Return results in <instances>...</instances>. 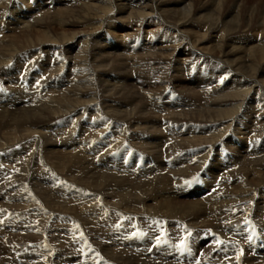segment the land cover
Here are the masks:
<instances>
[{
  "label": "bare ground",
  "instance_id": "1",
  "mask_svg": "<svg viewBox=\"0 0 264 264\" xmlns=\"http://www.w3.org/2000/svg\"><path fill=\"white\" fill-rule=\"evenodd\" d=\"M23 1L24 0H18L20 4ZM69 1L72 2V0H59V2L64 3V4ZM79 1L80 2L78 4L80 7V10H83L85 13L84 16L82 17L83 22H86V23L87 22L92 23V21H96L98 19H100L101 22L105 23V21L108 19V16H106V13L111 10L110 6H112L115 9L114 11L115 13H113V15L117 14V12L119 11H125L130 8H138V10L135 11L134 17L142 18V20L145 22H149L150 20H153L156 23L163 21V23H161L162 27L160 26V28H165L169 32V34H167L165 37L166 42L169 43L173 39H175L177 42L175 45L176 47L182 45L181 40L180 39L178 40L177 38L178 34L181 35V39H184V38L190 39L193 36L196 37L198 34L197 31L196 32L194 31L195 34L197 33L196 35L195 34L192 35L191 32L189 33L185 31L186 24H189L188 21L193 20L191 17L194 14V12H192V3L189 0H79ZM233 1H236V0H233ZM14 2L17 3V1L15 0ZM169 2L171 5H175V6L173 7L170 6L171 8L167 7ZM4 3H5V0H0V10L2 9V5H4ZM194 7L197 11L198 9L196 8V6ZM232 9H233L232 12H229L228 15H225L224 13V15H222L221 17L219 16L218 17L216 16L217 18L215 17L216 21L213 24H216V26H218V27H215L217 29L216 30L217 32L215 31L217 44H216V47L214 46L212 48V50L209 49L208 51L209 53H207V51L205 52L203 49H198L196 52L197 54L191 55V57L196 58V59L183 60V62H180L178 60L180 63V67L178 68L173 67L171 69L169 68L172 67V65H174L175 57L174 56L172 57L170 54L164 55L162 53V55L159 58L155 59L156 61H159V64L163 65V67L156 68L157 72H153L149 70V65H145L147 64L146 61L142 63L141 59L134 60L136 64L131 63V65L136 66L135 70L139 77L136 80L134 79L135 83H133V85L131 86L138 87L139 88V89L137 88L138 91H140L142 95H144L146 98H148L149 101H151L149 105L153 104L154 109H156L155 106L160 104L159 102H156V99H155V97L157 96V93L147 94L148 92H146V90L144 89H147L149 86H151L152 82L156 83L158 82V80H164L166 77L165 75H167L166 79L170 80L174 77L172 74L176 70H180V72L183 73V71L181 70L182 67L188 68L187 69L188 77L190 78L193 77L191 82L193 83V86L195 88H198L200 90V93H199V90L197 89H195L197 90V92L191 90V92H188L190 95H187L186 100H188L189 98H191V100L193 98L194 99H197L200 97L202 98L200 100H195L193 104H190V105H193L192 107H194V110L191 109V114H189L190 111H188L187 114L183 113L182 116L177 114L175 117L169 118V119H172L169 121H172L173 124H177V125L180 124L179 126L181 125L183 126L184 121L181 120V117L185 118L187 116H192V118L189 119L190 121L185 123L187 125L184 127H180L179 130H176L175 126L172 125V129L176 131L174 136L176 138L180 137L179 141H181L180 144L178 145L174 144L171 147V148H174L173 150L172 149L170 151L168 149L166 150L169 152V153L167 152V154L168 155L171 154L172 155L171 157H173V160L170 163L171 167L176 168L175 170H173L174 171L173 175L175 176L176 180L174 179L175 181L173 180L172 184L176 186V189L177 187H179L177 191L179 190L181 191V189H183L184 186L188 182H190V180H192L196 175H198L200 171H201L200 175L202 176H205V172L209 171L211 174H213L215 178L211 180L212 182H210V179H208V186L210 188H212L213 186H214L213 188H216V186H219L220 188H223L222 190L225 189V191L218 192L212 196L203 198L200 201V203L204 208H201L199 204H196L197 206L193 205L191 206V208L187 207L186 210L188 211L190 210V213H187V212H183L184 210L181 211V208H179L180 204H177L176 202L174 203L172 200H165V202L159 203L157 204V206L153 205L154 206L153 207L150 204H144L148 200V197L146 195H143L142 197L138 198L139 201H142L141 203H139L137 199L135 201L129 196V192H132L135 189L138 190L137 188H134V186L132 188L130 187L125 188L123 185L124 183L122 184L121 181L117 180L114 177H110L109 175L106 176V174L102 176H98L96 178L94 177L92 179L93 182L88 181L91 186L89 185L84 186L85 184L81 182L82 180H78L77 177H74V176L73 178L69 177L68 180H64V178H59L60 181L64 182V184L62 185H59L57 187L55 186L57 188V191L62 192L61 193L62 195H60V200L57 199L56 197H53L52 199H50V196H48V198L46 199L41 198L38 200V202H34L32 198L28 196L21 197L22 196L21 195V196H18V198H15L16 207H14L13 209H16V210L10 212L9 211L10 209H7L4 212V216H7V214L10 213V216H11L10 218L13 219L14 222L17 220H20L17 222V224H15L16 222L14 224L16 225L17 228L21 229V231H28V232H31L37 235V238L35 239V241H33L32 239H28L30 240L31 244L34 242L33 246H29L30 244H27L26 240L24 241L23 237L20 238L18 236V241H19L17 243L18 245L21 244L24 246L23 248L25 249L27 248V250L35 251L33 252V254H35V258L38 260H42V261L47 260L46 261L47 263L50 262L53 258H55V259H58L59 262H63L64 264H86V263L92 264V262L96 264L97 261L94 258L91 259V256L95 257L97 255L96 246H97V242L99 241L100 233L102 232L103 227L100 226L101 224H99L96 227L94 225L93 220H91V223H89L87 220V216H89L92 219H95V221L96 220L100 221L99 218H102L103 220L102 222H107L105 223L107 224L105 226H108L109 224H111L109 228L113 229L115 236H116V238H111L112 239L111 244H117V245H125V242L130 241L129 237L125 238V240H121L119 239V236L117 235L121 234V232L127 233L128 231H130L131 229L129 227L130 225H132V222H133L132 220L135 217H137L140 222H144L143 225H145V228L147 227L150 231V232H146L147 235H149L150 237L154 234L156 230V226L159 225L160 223L158 222L159 218L160 220L162 218H168V220L171 221L169 222V225L175 226L174 227L175 233L182 232L181 225H180L181 223L177 221L178 219H181V220L188 219L189 222H192L194 220L205 219L207 217V218H213L214 221H218L220 225L217 226V229H222V232L226 231V233L232 234V232L230 231L240 230L243 235L248 230V228H246L248 226H244L246 222V218L248 219V216L253 215L256 218L258 217L260 221L261 219H263L262 214L264 212V141L261 142L262 144L260 146L256 143L257 142L256 141V142H252L250 145L244 148L243 146L244 142L242 141L243 138L241 137L247 136L249 134L253 138H256V136L261 137V135H264V79H260V76L263 75L262 72H264V70L263 69L259 70V66H257L259 61H261L264 58V41L259 43L258 46L253 45L254 48H253L252 53L250 54L247 53V55H243V56L236 55L234 51L243 52L240 50H245V45H243L242 47H237L236 45L235 47H233L234 49L230 48V46L228 45V43L230 42L229 41L230 39L228 36H230V32L233 30L232 29L229 30L227 27L225 28L224 25L227 22H225L226 20H223V19H229V22L234 21L235 15L238 16L237 13L239 9L237 6H235ZM24 14L25 15L22 16L20 19L23 21L22 23L27 22V21H29L27 23H31L32 21L30 20L33 18V16L31 15V13H29V10H27V13H24ZM61 16H64V17H61ZM193 17L194 19L200 20L202 22L209 20L208 23H210V21H212L214 18L212 17L210 13L208 15L207 14L206 15H193ZM101 18L103 19L101 20ZM68 19H69V14L60 15V18L57 21L59 22L60 25H62V27L60 28H65L67 24H70ZM124 19H127V18H124ZM249 19L250 18H248V20ZM20 20H18L17 22L21 23ZM33 21L39 22L42 26L39 24L40 27L37 30L34 28L32 30L27 29L24 32H21L22 33L21 35L16 36V37L14 36L15 38L12 39L13 42L10 43V46L7 44V46L4 45L5 47L0 49V68L7 65L11 59L12 60L14 59V57L16 56L18 57L19 54L21 53L25 54L23 50L30 49L32 47L39 46V44H42V46L39 47L38 50L43 49V48L48 49V50L50 49L51 52L47 51L46 53L53 54V55L57 54L58 56H52L54 57L56 61H58L59 59L63 60L62 62L58 64L56 70L60 71L62 69L61 67H63V70L65 71L67 70V68L70 67L71 71L74 72L72 75H74V78H76L77 82H75L73 85L72 84L66 85L64 89L62 87L56 89L55 86L52 85L48 90L44 88V89H41L42 91L39 90L35 94L34 92L32 94L31 92L21 91L19 94V97L17 98L14 97L16 99L17 104L24 103L27 99L28 101L25 102L26 105L24 104V106H20L17 109L16 114L19 112L18 116L16 114H15L16 116H13V113H10L11 118L8 117L6 121L0 120V122L3 123L6 126L5 128H8L9 131L11 130L18 131L20 127V129L23 132L21 131L22 133L20 134V136L19 135L16 136L17 133H12L10 136L13 135V137L8 140L7 139L3 140L0 136V143H2L1 148L5 146H12L11 148H13L14 146L15 147L23 146L26 149V152L29 153L27 159H31L35 151L39 152L43 148L42 145L44 146V140L46 139L44 138L45 136L43 134L45 132V134L47 133L46 135H49L52 138V140L53 138L57 139V145H58V147L56 145L57 149L61 148L63 151L67 149L72 150L69 153L73 155L77 154V152L80 153V155H85L84 154L85 151H88V152L91 151L93 154V157L94 156L96 157V155L99 156L102 154V153L100 154V152L103 151L102 150L103 148L101 146H98L97 143H95V141H92L94 143L93 145H91L92 143L88 144L89 143L88 141H86L85 143V141H81L80 139L76 138V135L74 134L75 132H69L72 130L65 129L66 127H64L65 122L67 123L72 122V124L74 123L75 126L76 125L78 126V124H76L78 119L71 120L72 117L67 119V116L71 114H73L74 116L77 113H81L84 111L90 112L94 116L90 118V120L95 125L94 127L101 128L104 123L106 124L107 128L105 130H100L99 136L109 129H112L114 131L113 137L110 135L109 137L106 136L107 138L105 139H101V137L97 138L99 140L97 142L102 141L100 143L105 148L109 146L110 143H116V145L114 144V148L112 150H104L103 152L104 155L99 157L98 159L99 160L98 163H100V165H103V167L105 168L104 172L107 171L108 173L109 172L118 173L119 169L122 168L123 164L121 162H118L120 160L117 159L116 157H112V154L114 150L117 152L116 155H118L120 152L124 153L123 149H120V148L123 143L129 144V139L126 140V138H127V135L131 136L130 132L133 133V138L135 139V141L137 140V142L139 143V147L142 148V150L143 149L147 150L148 148L147 146L151 147V145H153L152 140H159L163 142V140L157 137V135L155 138H153L154 137L153 134L147 130L148 128L147 126L148 124H150V122L153 123V126L156 123L153 120L143 121L145 119L152 118L153 116L150 117V115H148V113L143 110L141 112V109L140 110L137 109V108H140V105H136L135 103L130 102L132 98L134 99L136 97V93H135L136 91L132 88H128V89H125L123 87L120 88V86L124 84V82H128L132 80L131 78L120 76L121 73L125 72V70H123V67L121 66L120 60L114 61L113 64L111 65H105L104 63L107 62L108 60L107 61L104 60V58H102L101 56L102 54L96 51L97 50L96 45L95 46L92 45L88 50V47L90 44L88 45V40L86 38H81V40L78 41L79 44L81 45L80 50L77 49V51H73L74 50L73 40L78 35H80L79 33L74 32V33L65 34L64 32H62L60 37L55 39V37L52 38L50 34L48 35L47 32L45 33V31H41L43 27H46L47 25L49 26L48 21L46 22V20H43V22H40L37 20V18H35ZM236 23H238V21ZM261 23H264V16L262 18ZM90 25L91 26L94 25V27L95 25L96 27L99 26V25L97 26V24H90ZM210 25L211 26H210V29L208 30V33L206 35L204 34V36L199 35L200 38L198 37V40L203 42L205 38L207 40H209L210 38H213L214 35L212 33L214 30V26L212 24ZM67 27H69V25ZM182 30L185 32H182ZM235 31L236 29H234V32ZM257 32H260V30ZM219 42L220 44L218 45ZM201 46L203 45L201 44ZM64 48H67V49L69 48V51H72L75 54L73 56H70L66 52L61 53L57 51L59 49H64ZM163 49H168V48L167 46H165ZM178 50H175L174 52ZM216 50L220 55L218 56L212 55L213 56L212 60L205 62L204 59H207L209 54L211 56L213 51L216 52ZM231 53L232 54L234 53L236 57L234 56V54L232 56H228ZM158 54L159 53H157V55ZM169 55L170 57H168ZM187 59H189V57ZM200 59H202V62L198 64ZM90 60H93L94 63H97L94 66V69H92V71L89 69V66L91 65L90 63H93ZM95 60H98V62ZM101 61H104V63ZM226 69H228L232 75L225 77L226 81L223 83L222 86H217L216 81L222 75L225 74ZM1 70L2 69H0V71ZM56 70H53L50 72L49 78L53 76V73ZM13 71L14 70H12V72ZM91 72H93L92 75L101 77L99 80L103 81V83L106 81L109 84L112 83V86L114 85L117 86L116 88L113 89L112 87H108V85H103V90H104L103 99L105 100V103L107 102V105H108V102H110V98H113L116 100L114 102H111L112 103L111 105H108V106L106 105L107 106L106 109H104L105 107L103 105L105 103L99 99V97L97 96L95 92L96 88L94 89V86H93L94 76L90 77L89 75V73ZM66 76L70 77L69 75H66ZM63 79L64 78H60L59 81H62ZM82 81H84L82 83L83 86L80 84ZM145 86H147V88H144ZM5 96H6V93H4V91L3 92L0 91V100H2L1 98ZM162 96L163 95L161 94L157 98L159 100H162V99L164 100L165 98L164 97L162 98ZM21 98H23L25 101H21ZM5 100H6V97H5ZM179 100L181 99L178 98L175 101H179ZM186 100H181L182 102H174L173 108L178 105L186 106L185 105ZM201 102H203V104H201ZM5 103H7V105H10V106L12 105V101L11 102L6 101ZM5 103L4 105L7 106ZM99 104H100V108L103 110L97 109V106H99ZM1 106H3V104ZM162 107L163 106L158 105V109ZM111 109H114V113L109 114ZM173 110L174 109H172V111ZM195 110L199 114H200L199 111L204 110L206 114H200V115L198 114V116H196L194 114ZM168 113L169 112H167L166 115H168ZM82 117L83 116H81L80 118L82 119ZM138 125H141L143 128L136 129L137 128L136 126ZM145 126L147 128H144ZM241 130L243 131L242 133L239 132ZM49 131L51 132L49 133ZM234 134L241 136V137L240 138L238 137L236 139ZM106 139H109V140H106ZM234 139H236L235 148L234 149L231 148L232 150L226 149L224 145H227L228 147H230V145L234 144L233 142ZM34 145L35 147L37 146L38 147L34 149ZM46 145H48L49 149H52L56 152L57 149H54L55 147L53 148L54 145L51 144L50 141H47ZM84 145L88 146V150L77 151V152L75 151L77 149L79 150L83 149ZM45 151H49L47 147L45 148ZM214 151H216L217 153L215 154ZM236 152L238 155H236ZM39 153H41V151ZM144 153L147 154V152H143V154ZM56 159H60V158H56ZM68 159H70L69 164H68L69 167L76 168V164H77L76 157L68 158ZM55 160L53 161L51 160V161L54 162ZM79 160L83 161L85 159H79ZM115 160L116 162L119 163V165L118 163L115 164L114 162ZM207 160H209V163L207 166H205L207 164L206 163ZM9 161L12 162L11 159H9ZM62 162H64V160H62ZM145 163L143 162V164ZM57 164L59 166V163ZM70 165H73V166H70ZM149 167L150 166H148V168ZM64 170H59L57 166L47 165L39 169L38 172H40L41 174L45 176L47 173L52 171L53 173L50 174V177H58L59 175H62V174L64 175L67 172V170L69 171V169H66L65 171ZM63 171L65 173H63ZM87 173H93V172L89 171ZM105 180H107L108 182H105ZM109 180H112V181H109ZM197 180L198 179L195 178L193 181H197ZM218 180L220 181V183L217 182ZM204 182H207V181L204 180ZM193 183L195 184V182ZM98 190L101 192H99ZM86 194H89L88 197L86 196ZM78 198H81L83 200L79 201ZM54 200H58V202L56 201L57 204L48 203V201H54ZM115 200H117V203H114ZM149 201H150V198H149ZM191 201H193V199ZM176 204L179 205V207ZM183 204L185 206V203ZM76 207H78L80 210L79 213L77 214L75 213V210H73ZM93 213L96 215H94ZM201 213H202V216L199 218L198 215H201ZM17 215H19V219H17ZM58 218H63L62 221L64 222L70 221L71 224L69 225L59 224V226H57ZM228 221H230L232 225H228L229 224ZM253 221L251 222L253 223ZM225 224H227L229 227L226 226ZM258 225L260 226V227L258 226L259 229L262 230V227H261L262 224L260 225L258 223ZM68 226H71L70 230L67 228ZM225 226L227 229H225ZM243 226L245 228H243ZM126 227L128 230L126 229ZM256 227H253V229ZM188 228H193V226L189 225ZM125 229L127 230V232ZM63 233H66L67 235H69V237H72V238L70 239L67 235H64L62 237L61 235ZM156 235H157V232H156ZM135 237L138 238V236H135ZM150 239L151 238L148 237L146 239L145 244L143 243L138 244L139 241L137 242L133 238H132V242L137 244V246H135L137 247V249L143 246L145 247L146 245V250H147V248L151 244ZM149 240L150 242H148ZM94 241H95L96 246L93 244ZM62 243H64L65 245H67L68 248L73 250L72 254L70 251L64 253L58 250V249H61ZM53 245L54 247L52 248ZM231 245L225 244L224 246L227 248H231V249L235 248L238 251V247L234 243ZM158 248H161L159 250L162 252L164 256L162 261H164L165 263L168 262V260H169V263H172V262H175V258L178 259V257H176L178 255L173 249L172 250L168 249V252H166L164 251L166 249L162 250V247H158ZM147 251H145V255L152 257V255H149L151 254V252L149 251L147 253ZM113 252H115V250ZM143 254L138 253V256H142ZM65 256H67V258ZM235 263L237 264V261Z\"/></svg>",
  "mask_w": 264,
  "mask_h": 264
},
{
  "label": "rangeland",
  "instance_id": "2",
  "mask_svg": "<svg viewBox=\"0 0 264 264\" xmlns=\"http://www.w3.org/2000/svg\"><path fill=\"white\" fill-rule=\"evenodd\" d=\"M15 1H17L18 4L16 2H14V0H7V1L5 0V3H4V5H2V9L0 10V13H1L0 14V49L4 48L5 47L4 45L7 46V44L10 46V43L13 42L12 39H14L16 36L21 35L22 34L21 32H24L27 29L32 30L34 28L37 30L40 27L39 26L40 23L33 21L35 18H37V20L40 22H43V20H46V22L47 21L49 22L48 23L49 26L47 25L46 27H43V28L41 27L42 28L41 31H45V33L47 32V34L48 35L50 34V36L52 38H54V37H55V39L59 38L60 35L62 34V32H64L65 34L74 33V32L79 33L80 35H78L73 40V43H74V48H73L74 50L73 51H77V49L80 50L81 45L79 44L78 41H80L81 38H86L88 40V45L90 44L88 47V50L92 45H94V46L96 45V47H97L96 51H98V53L102 54L101 56H102V58H104V60H106V61L108 60L105 63H104V61H101L105 65H111L116 60L121 61V66L123 67V70H125L126 73L123 72L120 74V76L131 78L132 80L128 81V82H124L125 85L122 84L120 86V88H122V87L125 89L132 88L136 91L135 92L136 97L134 99L132 98L130 100V102L135 103L136 105H140V108H137V109H139V110L141 109V112L143 110V111L147 112L148 115H150V117L153 116L152 118H148V119H145L143 121L153 120L156 123V124H154L155 127L153 126V123L150 122V124H148V126H147L149 129L146 126L144 128H147V130L153 134V136H154L153 138H155L157 135V137L162 139L163 142L159 141V140H152V142H153L152 143L153 145H151L152 148L150 146H147L148 147L147 150H145V149L142 150V148L139 147V143L137 142V140L135 141V139L133 138V133L130 132L131 136L127 135V138H126V140L129 139V144L123 143L121 148H120V149H123L124 153L120 152L118 155H116L117 152L114 150L113 154H112V157H116L117 159L120 160L118 162H121L123 164L122 168H120L118 171L119 174L118 173H110V172L108 173L107 171L104 172L105 168L103 167V165H100V163H98L99 157L104 155V153H103L104 150H112L114 148V144L116 145V143H110L109 146H107L108 147V149H107V147L105 148L100 143L102 141L97 142V141H99L97 138L101 137V139H105V138L109 137L110 135L113 137L114 131L112 129H109L99 136L100 130H105L107 128V126L104 123L101 128L100 127L99 128L94 127L95 125L90 120V118L94 117V116L90 112H87V111L77 113L74 116H73V114L68 115L67 119L71 118V117H72L71 120L78 119V121L76 122V124H78V126L77 125L75 126V124L74 123L72 124V122L71 123L65 122L64 127H66L65 129L72 130L69 132H75L74 134L76 135V138L80 139L81 141H85V143H86V141H88L89 142L88 144L92 143L91 145H93L94 143L92 141H95V143H97L98 146H101L103 148L102 149L103 151L100 152V154L101 153L102 154L99 156L96 155V157L95 156L93 157V154L91 151L90 152L85 151V153L83 152L85 155H80V153L77 152V151L88 150L87 145L86 146L84 145V148L81 150H79V149L75 150L77 152V154H74V155L69 153L72 150L67 149V150L63 151L61 148L57 149L56 148L57 139L53 138V140H52V138L49 135H46L47 133L45 134L44 131H43L44 132L43 134L45 136L44 138H46V139L44 140V146L42 145L43 148L40 150L41 153H39L40 151L36 152L34 150L35 152L32 155L31 159H27L29 153L26 152V149L23 146L22 147L21 146H18V147L14 146L13 148H11L12 146H5L6 148L5 147L1 148L2 143H0V155L2 156V157L0 156V260H1L0 264H13V263L16 264V262H17V264H43V263L44 264H52V263L53 264H64L63 262H59V260L55 259V258H53L51 260L52 262L50 261L51 263L50 262L47 263L46 262L47 260H44V261L38 260L35 258V254H33V252H35V251L27 250V248L26 249L23 248L24 246L21 244L18 245L17 244L19 242L18 236L20 238L23 237L24 241L26 240V243L30 244L29 246H33L34 242L31 244L30 240H28V239H32L33 241H35V239L37 238V235L33 234L31 232H28V231H21V229L17 228L15 224H17V222L20 220L15 221L16 222L15 223L14 220L10 218L11 217L10 213L7 214L6 219H5L6 216H4V212L7 209H10L9 210L10 212L16 210V209H13L14 207H16L15 198H18V196H21V195H22L21 197H27L28 196V197L32 198V200L34 202H38V200L41 198L46 199V198H48V196H50V199H52L53 197H56L57 199L60 200V195H62L61 194L62 192L57 191L56 187L64 184V182L60 181L59 178H64V180H68L69 177L73 178V176H74V177H77L78 180H82L81 182L85 184L84 186H88V185L91 186L88 181L93 182L92 179L94 177L96 178L98 176H102V175L106 174V176L109 175L110 177H114L117 180L121 181L122 184L124 183L123 185L125 188H129V187L132 188L133 186H134V188H137L139 191L135 189L134 191L129 192V196L135 201L137 199V201L139 203H141L142 201H139L138 198L142 197L143 195H146L148 197V200L145 203L144 202L143 203L144 204H150L151 206H153V205L157 206V204L163 203V202H165V200H172L174 203L176 202L177 204H180V207H179V205H177V204L176 205L179 208H181V211L184 210L183 212H187V213H190V210L189 211L186 210L187 207L191 208V206L199 204L201 208H204L200 203V201L203 198L212 196L218 192L225 191V189L222 190L223 188L216 186L214 191L212 193H210L211 188L208 186V179H210V182H212L211 180L214 179L215 177L209 171L205 172V176L200 175V173H201V171H200L198 174L199 176L196 175L197 177L195 176L192 180H190V182H188L184 186V188H186L187 191H190L189 193H184L185 190L182 191V189H181V191L180 190L177 191V189L179 187H177V189H176V186L174 184H172V181L175 179V176L173 175L174 174L173 170H175L176 168L171 167L170 163L173 160V157H171L172 156L171 154L168 155L167 154L168 151H166V150L167 149L169 151L171 149L173 150L174 148H171V147L174 144L178 145L181 143V141H179L180 137L176 138L174 136L176 131H174L172 129V125L175 126L176 130H179L180 127H184L187 125L185 123L190 121L189 119H191L192 116H187L185 118L181 117V120L184 121L183 126L182 125L179 126L180 124L179 125L173 124L172 121H169L172 119H169V118H173L177 114L182 116L183 113L187 114L188 111H190L189 114H191V109L194 110V107H192L193 105H190V104H193V102H195V100H200L202 98V97L197 98V99L193 98L192 99L193 101H192L191 98L188 97L189 98L188 100H190V101L186 100L187 95H190L188 92H191V90L197 92V90H199L198 88H195L193 86V83L191 82L193 77H191V78L188 77V73H187L188 68L182 67L181 70L183 71V73L180 72V70H176L172 74L174 76L172 78L173 80L172 79H170V80L166 79L167 75H165L166 77L164 80H158V82H156V83L152 82V85L149 86L148 88H147V86L144 87L147 89L143 88L144 90H146V92H148L147 94H156L157 93V96L155 97L156 102H159L160 104H158V105L163 106V107L158 109V105H157V106H155L156 109H154L153 104L149 105L151 103V101H149L148 98H146L144 95L141 94L140 91H138L139 88L131 86V85H133V83H135L134 81L137 78H139L138 74L135 70L136 66L131 65V63L136 64L134 60L141 59L142 63H144L146 61L147 64H145V65H149V70H151L153 72H157L156 68L157 67H163V65L159 64V61H156L155 59L159 58L162 55V53L164 55L170 54L172 57L173 56L175 57L174 65H172V67H170L169 69H171L173 67H177V68L180 67L179 61L183 62V60L196 59V58L191 57V55L197 54L196 52L198 49H203L205 52L207 51V53H209L208 52L209 49L212 50V48L214 46L216 47V44H217V39L215 36L217 29L215 27H218V26H216V24H213L216 21L215 17L216 16L221 17L222 15H224V13H225V15H228L229 12H232V10H233L232 8H234L235 6H237L239 9L238 13H237L238 16L235 15L233 22H229V19H223V20H226L225 22H227V23L225 25L222 23L225 28L227 27L229 30H231V29L233 30L230 32V36H228L230 39V40L228 39L230 41L228 43V45L230 46V48H233L236 45H237V47H242L243 45H245V50H240L243 52H235L234 51V53L238 56L247 55V53L250 54V53H252L254 46H258L259 43L264 41V28H263L264 23H261L262 18L264 16V0H236V1H233V0H210V1L209 0H189L192 3V12H194L193 15H206V14L208 15L210 13L212 15V17H214V18L212 21H210V23H208L209 20L202 22L200 20L194 19L193 15H192L191 18L193 20L188 21L189 24H186L185 31L189 32V33L191 32L192 35L195 34V32L197 31L198 34L196 33L197 36L196 37L193 36L190 39L189 38L188 39H186V38L181 39V35L178 34L177 38H178V40L179 39L181 40V44H182L181 46H178V47L175 46L177 43L175 39H173L169 43L166 42L165 37L167 34H169V32L165 28H160L161 23H163V21H160L158 23H156L153 20H150L149 22H145L142 20V18H135L134 14H135V11L138 10V8H130V9L125 10V11H119V12H117V14L113 15V13H115L114 12L115 9L109 5L110 9H111V10L110 9L109 10L111 12L108 11L106 13V16H108V19L105 21L106 24L101 22L100 19H98L96 21H92V23L91 22L86 23V22H83L82 17L84 16L85 13L83 10H80L79 4H78L80 2L79 0H72V2L69 1L65 4L59 2V0H24L23 2H21V4L18 2V0H15ZM170 6L173 7L175 5H171L169 2L167 7H170ZM194 6H196V8L198 9L197 10L198 12L196 11ZM221 7H222V9H221ZM27 10H29V13H31V15L33 16V18L30 20L32 22L27 23V22H29V21H27V22L22 23L23 21L20 19L22 16L25 15L24 13H27ZM208 10H209V12H208ZM131 11H132V13H131ZM157 11H159V10H157ZM65 14L66 15L69 14L68 21L70 22V24H67L65 28H60V27H62V25H60L59 22H57V21L60 18V15H65ZM61 17H64V16H61ZM236 17H238V18H236ZM124 18H127V19H124ZM248 18H250V19L248 20ZM102 19L103 18H101V20ZM18 20H20L21 23L17 22ZM237 21H238V23H236ZM198 22H199V24H198ZM204 23H206V24H204ZM90 24H97V26L98 25L99 26L96 27V25H95V27H94V25L91 26ZM210 24H212L214 26V30L212 33L214 35L213 38H210L209 40H207L205 38V40H203V42L198 40L199 35L204 36V34L206 35L208 33V30L210 29V26H211ZM28 25H30V26H28ZM68 25H69V27H67ZM74 26H76V27H74ZM105 26H106V28H105ZM219 26H220V24H219ZM45 28L47 31L45 30ZM107 28L109 29V31ZM102 29L104 32L102 31ZM234 29H236L237 33H236V31L234 32ZM240 30H241V32H240ZM256 30L257 31L260 30V32H257ZM185 31L182 30V32H185ZM110 32H112V33H110ZM261 32H262V34H261ZM257 34H259V35H257ZM231 36H232V38H231ZM158 37H159V39H158ZM261 39H263V40H261ZM140 40H142V41H140ZM152 40L155 42H153ZM184 42H186V43H184ZM201 44L203 46H201ZM219 44H220V42L218 43V45ZM230 44H232V45H230ZM255 44H257V45H255ZM238 45H240V46H238ZM41 46H42V44H39V46H35V47L30 48V49L23 50V52L25 54H22V53L19 54L18 57L17 56L14 57V59L13 60L11 59L7 65L0 68V69H2L0 71V91L1 92L4 91V93H6V96H5L6 100H5V97L1 98L2 100H0V107H1L0 108V117H1L0 120L1 121H6V119L8 117L11 118L10 113H13V116L19 115V112L16 114L17 109L20 106H24L25 102L28 101V99L25 101L23 98H21V101H25V102L17 104L15 98L19 97V94L21 91L31 92L32 94L34 92V94H35L39 90L44 89V88L46 90H48L52 85H54L56 89H58L60 87H62L64 89L66 85H68V84L73 85L75 82H77L76 78H74V75H72L74 72L71 71L70 67L67 68V70H65V71L63 70V67H61L62 69L60 71L56 70L58 64L60 62H62L63 60L59 59L58 61H56L54 59V57H52V56H58L57 54L53 55V54L46 53L47 51L51 52L50 49L48 50V49L43 48V49L38 50V48ZM165 46H167L168 49H163ZM249 46H250V48H249ZM109 48H111V49H109ZM191 48H193V49H191ZM65 49H67V48L59 49L57 51L61 52V53L66 52L70 56H73L75 54L72 51H69V48L67 50H65ZM175 50H178V51L174 52ZM157 53H159L160 55L159 54L157 55ZM233 54L231 53L228 56H232ZM235 54H234V56L236 57ZM170 55L168 57H170ZM212 55L218 56L220 54L217 52V50H216V52L213 51L211 56L209 54L208 58L204 59V61L205 62L211 61L213 58ZM188 57H189V59H187ZM262 60L264 61V58ZM262 60L259 61V63L257 64V66H259V70H261V69L264 70V62ZM15 61L18 63H16ZM90 61L93 62V60H90ZM95 61L98 62V60H95ZM201 62H202V59L199 60L198 64H200ZM90 64H89L90 65L89 69L92 71V69H94V66L97 63L93 62ZM8 69H10V70H8ZM12 70H14V71L12 72ZM53 70H56V71L53 73V76L51 78H49V74ZM92 73L93 72L89 73V75H90V77L94 76L93 77L94 83L96 85L93 83V86H94V89L96 88L95 92H96L97 96L99 97V99L105 103V100L103 99V97H104L103 96L104 95L103 85H108V87H112L113 89L116 88L117 86H115V85L112 86V83L109 84L106 81L103 83V81L99 80L101 77H98L96 75H92ZM262 74L263 75L260 76V79H264V72H262ZM8 75H9V77H8ZM66 75H69L70 77H67ZM229 75H232V74L230 73V71L228 69H226L225 74L222 75L216 81V85L222 86L223 83L226 81L225 77L229 76ZM248 75H250V74H248ZM60 78H64V79L62 81H59ZM97 78H98V80H97ZM176 78H177V80H176ZM193 81H195V80H193ZM83 82L84 81H82L80 83L82 86H83V84H82ZM98 86L99 87L101 86V87L99 88ZM155 88H157V89H155ZM195 89H197V90H195ZM199 93H200V90H199ZM61 94H63V93H61ZM161 94L163 95L162 98L163 97L165 98L164 100L163 99L159 100L157 98ZM7 97H8V99H7ZM178 98H180L181 100H186V102H185L186 106L178 105V106H175L173 108L174 102H182L181 100L175 101ZM6 101L7 102L12 101V105L11 106L7 105V103H5ZM114 101H116V100L113 98H110V102H108V105H111L112 104L111 102H114ZM1 103L3 104V106H5L4 103L7 106L3 107V106H1L2 105ZM147 104H148V106H147ZM201 104H203V102H201ZM103 105L105 107L104 109H106V107L108 106L107 102ZM97 109L103 110L100 108V104H99V106H97ZM172 109H174V110L172 111ZM196 110H198V109H196ZM196 110H195L194 114L196 116H198L199 113ZM204 110L199 111L200 114H206L204 112ZM167 112H169L168 115H166ZM111 113H114V109L110 110L109 114H111ZM81 116H83L82 119L80 118ZM67 119H65V120H67ZM58 121H60V120H58ZM58 121H56V122H58ZM5 127L6 126L0 122V136L3 140L11 139L13 137V135L10 136L12 133H17L16 136H18V135L20 136V134L23 132L20 129V127H19L18 131H15V130L9 131L8 128H5ZM125 127H126V125H125ZM136 127H137L136 129L143 128L141 125H138ZM77 130H78V132H77ZM50 132L51 131H49V133ZM239 132L242 133L243 131L241 130ZM238 137L240 138L241 136L235 135L236 139ZM241 138H243L242 141L244 142V144H243L244 148L246 146L250 145L252 142H256V141H257L256 143L260 146L262 144L261 142L264 141V135H261V137L256 136V138H253L249 134V135L241 137ZM249 138H251V139H249ZM131 139H133V140H131ZM236 139L233 140L234 144L230 145V147H228L227 145H224V147L228 150L234 149ZM106 140H109V139H106ZM47 141H50V143L54 145L53 148L55 147L54 149H57L56 152L54 150L48 148V145H46ZM37 147H35V145H34V149H36ZM46 147L50 152L45 151ZM57 147H58V145H57ZM3 149H4V151H3ZM74 149H76V148H74ZM20 150H21V152H20ZM141 151H142V153H141ZM46 152H48V153H46ZM143 152H147V154H145V153L143 154ZM149 153H150V155H149ZM214 153L216 154L217 152L214 151ZM219 154H221V153H219ZM236 155H238L237 152H236ZM136 156H137V158H136ZM217 156H218V154H217ZM74 157H76V163H77L76 168L69 167V165H68L69 160H70L68 158H74ZM56 158H60V159H56ZM9 159H11L12 162L9 161ZM79 159H85V160L80 161ZM26 160H27V162H26ZM51 160L52 161L55 160V161L52 162ZM62 160H64V162H62ZM7 162H8V164H7ZM114 162H115V164L118 163V162H116V160ZM143 162L144 163L146 162V163L143 164ZM57 163H59V166ZM206 163L207 164L205 166L208 165L209 160H207ZM47 165L57 166L59 170L69 169L70 172L67 170V172L65 173L64 172L65 170H64L63 173H65V174L59 175L58 177H50V174L53 173L52 171L47 173L45 176L43 174H41L40 172H38L39 169H41ZM118 165H119V163H118ZM128 165L131 167H129ZM144 165H146V166H144ZM63 166H64V168H63ZM70 166H73V165H70ZM148 166H150V167L148 168ZM86 171L87 172L91 171L93 173H87ZM33 174H35V175H33ZM170 177H171V179H170ZM195 178H197L198 180L193 181ZM204 180L207 182H204ZM109 181H112V180H109ZM105 182H108V181L105 180ZM192 182H195V184ZM196 182H198V183H196ZM217 182L220 183L219 180ZM73 183H74V181H73ZM98 191H97V193H98ZM99 192H101V191H99ZM108 194H109V192H108ZM88 195L89 194H86L87 197H88ZM149 198H150V201H149ZM194 198H195V200H194ZM153 199L155 202L153 201ZM190 199L191 200L193 199V201H191ZM78 200L82 201L83 199L78 198ZM56 201L58 202V200H54V201H48V203L57 204ZM34 202H32V203H34ZM152 202H154V203H152ZM114 203H117V200H115ZM183 203H185V206ZM10 206H12V207H10ZM145 207H147V206H145ZM73 210H75L76 214L79 213V211H80L78 207L74 208ZM94 215H96V214H94ZM262 215H263V219H264V212ZM75 216H77V215H75ZM201 216H202V213H201V215H198L199 218ZM250 216H248V219L246 218L245 224L246 223L247 224L246 225L244 224V226H248V227H246V228H248V230H253V232L256 233V231L260 227L258 225V223L260 225L262 224L261 225V227H262L261 233H263V235H264V221H263V219H261V221H260V219L258 217L256 218L253 215H250ZM252 218L254 221L252 220ZM17 219H19V215H17ZM99 219H100V221H97V220L95 221V219H92L89 216H87V220L89 223H91V220H93L94 225L96 227L99 224H101L100 226L103 227L101 233L104 235H102L100 233V238H99V241L97 242V246L95 245V241L93 243L97 248V255L95 257L91 256V259L94 258L97 261L96 264H99V263L100 264H102V263H104V264H136V263L137 264H143V263L144 264H151V263L152 264H188L189 261L193 262V264H204L205 260L207 261V263H210V261H211V264H236L235 263L236 261H237V264H241V263L242 264H264V258H263V256H264V249H263L264 248V242H263V246L260 245V241L253 239L252 234H251L252 232L248 231V230L244 233V235L242 234V232L240 230L230 231V232H232V234L226 233L225 230H224L225 232H222V229H217V226H219L220 223L218 221H214L213 218H207L206 217L205 219H197V220H194L192 222H189L188 219L187 220L186 219H183V220L178 219L177 221L179 223H181L180 224L181 229H182L181 233H179L178 231H176L178 233H175L174 227L170 228L171 225H169V222H171V221L168 220V218H162L161 220L159 218L158 222H160L159 225H160V229H162V230L158 235H156L157 230H155L154 234L151 237L149 235H147V233H146V232H150V231L147 227L145 228V225H143L144 222L142 223L141 228L140 227L135 228L134 226L132 227V225H130V227H129L131 229L130 231L127 232L128 229L126 227L127 230L126 229L125 230L127 233L121 232V234L117 235V236H119V239H121V240H125V238L129 237L130 241L125 242V245L111 244L112 243L111 238H116L113 229L109 228V226H111V224H109L108 226H105V225H107V224H105L107 222H102L103 221L102 218H99ZM62 220H63V218H58L57 226H59V224H61V225L62 224L63 225L64 224H67V225L71 224L70 221L64 222ZM203 220H204V222H203ZM132 221H133L132 224L136 225L137 221H139V220L137 217H135V218H133ZM230 221H228L229 222V224L227 223L228 225H232ZM251 221H253V223ZM227 224H225V225L228 226ZM189 225L193 226V228H188ZM71 226H68L67 228L70 230ZM226 226H225V229H227ZM253 227H256V228L253 229ZM146 230H148V231H146ZM206 230H211V231L206 232ZM142 231H143V233H142ZM184 231H186V232H184ZM212 232H214L217 235L216 237H218V239L213 238L211 240H208V238L212 237V235L214 234ZM23 233H24V235H23ZM187 233H188V235H187ZM194 234H196V235H194ZM64 235H67V234L63 233L61 236L63 237ZM233 235H234V237H233ZM67 236L69 237V235H67ZM135 236H138V238ZM203 236L208 241L205 242ZM148 237L151 238L150 239L151 244L149 243L150 246L147 248L148 251L146 250V245H145V247L143 246V247L137 249V247H135V246H137V244L132 242V238H133L137 242L139 241L138 244H141V243L145 244L146 239ZM69 238L71 239L72 237H69ZM241 238H242V240H241ZM150 240L148 242H150ZM183 240L186 241L185 247H182L180 245V242ZM251 240L254 242L257 241L255 243L256 247H255V245L249 246V244H247L244 246L245 247L244 249L243 248L241 249L240 247H238V251H237V249H235V248L231 249V248H227L224 246L225 244L231 245L233 243L236 246L240 245L238 241H241V243L242 242L251 243ZM106 241H108V242H106ZM158 241L159 242L162 241V242L159 243ZM126 246H128V247H126ZM18 247H19V249H18ZM53 247H54V245L52 246V248ZM158 247H162V250L166 249V250H164L166 252H168V249H171V250L173 249L177 253L178 256H181V258H182L181 263H176L179 261L177 258H175V262H172V263H169V260L166 263L164 261H162L164 256H163L162 252L159 250L161 248H158ZM250 247H255V250L258 249L256 254L259 256L252 254L250 249H249ZM157 248H158V250H157ZM195 249H197V250H195ZM19 250H20V252H19ZM58 250L60 252H64V253L70 251L71 254L73 252V250L68 248L67 245H65L64 243H62L61 249H58ZM114 250H115V252H113ZM154 250H156V251H154ZM262 250H263V253H261V256H260L259 251H262ZM77 251H78V249H77ZM145 251H147V253L150 251L151 254H149V255H152V257L154 255H156V258L158 256L159 257L156 260L151 259L150 256L145 255ZM137 252L142 253V254L144 253V254L142 256H138ZM188 253H190V254H188ZM229 253H230V255H229ZM65 257L67 258V256H65ZM195 257L200 258V259L204 258V259H202L198 262L191 260V259H195ZM54 260H56V261H54ZM133 260H134V262H133ZM36 261H38V262H36ZM88 264H90V263H88ZM92 264H94V262H92Z\"/></svg>",
  "mask_w": 264,
  "mask_h": 264
}]
</instances>
